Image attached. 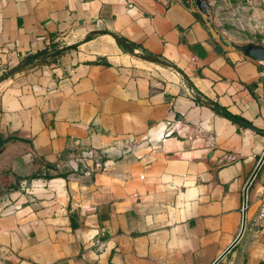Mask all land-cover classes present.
Listing matches in <instances>:
<instances>
[{
	"label": "crops",
	"instance_id": "1",
	"mask_svg": "<svg viewBox=\"0 0 264 264\" xmlns=\"http://www.w3.org/2000/svg\"><path fill=\"white\" fill-rule=\"evenodd\" d=\"M209 7L0 0V264H264V0Z\"/></svg>",
	"mask_w": 264,
	"mask_h": 264
},
{
	"label": "water",
	"instance_id": "2",
	"mask_svg": "<svg viewBox=\"0 0 264 264\" xmlns=\"http://www.w3.org/2000/svg\"><path fill=\"white\" fill-rule=\"evenodd\" d=\"M209 1L210 0H196V3H197V6L199 8V10L206 16V17H210V13L209 11L211 10L210 7H209ZM219 39L220 41L226 46V47H232V48H235L239 51H244L245 54L250 57L251 59L255 60V61H259V62H262L264 61V48H260V47H255V46H248V47H244V46H241V45H238V44H235V43H232L230 41H227L223 35H219ZM14 144H17V142H10V143H7L5 144L4 146H2L0 148V159L8 152V150L14 145ZM263 161H264V158L262 159L259 167L257 168V170L255 171V173L253 174V176L251 177L247 187H246V190H245V194H244V208H246L247 206V199H248V190H249V187L250 185L252 184L254 178L256 177L261 165L263 164ZM245 225H246V214L244 215V224H243V229H242V233L241 235L243 234V231H244V228H245ZM240 235V236H241ZM240 238V237H239ZM232 249V247H231ZM229 249V251L231 250ZM227 251V252H229ZM224 253V255L217 261V263L227 254ZM216 263V264H217Z\"/></svg>",
	"mask_w": 264,
	"mask_h": 264
},
{
	"label": "built area",
	"instance_id": "3",
	"mask_svg": "<svg viewBox=\"0 0 264 264\" xmlns=\"http://www.w3.org/2000/svg\"><path fill=\"white\" fill-rule=\"evenodd\" d=\"M261 206L259 210V218L263 219L264 218V193L262 194L260 198Z\"/></svg>",
	"mask_w": 264,
	"mask_h": 264
},
{
	"label": "trees",
	"instance_id": "4",
	"mask_svg": "<svg viewBox=\"0 0 264 264\" xmlns=\"http://www.w3.org/2000/svg\"><path fill=\"white\" fill-rule=\"evenodd\" d=\"M18 70V69H17ZM19 70H20V68H19Z\"/></svg>",
	"mask_w": 264,
	"mask_h": 264
}]
</instances>
